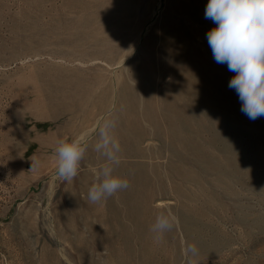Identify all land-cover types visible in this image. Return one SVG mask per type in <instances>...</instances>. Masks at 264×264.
<instances>
[{"label": "rangeland", "instance_id": "obj_1", "mask_svg": "<svg viewBox=\"0 0 264 264\" xmlns=\"http://www.w3.org/2000/svg\"><path fill=\"white\" fill-rule=\"evenodd\" d=\"M151 2L136 0L122 24L112 0H0V264H187L189 243L198 264H264V117L250 120L237 94L223 99L209 85L206 97L181 95L184 117L168 130V93L181 89L169 67L178 60L164 53L165 16L207 57L205 23L171 0ZM143 54L153 65L150 103L135 75L148 66ZM208 70L228 86L221 64ZM110 113L128 145L115 174L140 201L138 221L119 192L88 200L105 163L94 151L97 127ZM78 135L88 151L64 181L56 142ZM169 209L179 222L157 242L151 227Z\"/></svg>", "mask_w": 264, "mask_h": 264}, {"label": "clouds", "instance_id": "obj_2", "mask_svg": "<svg viewBox=\"0 0 264 264\" xmlns=\"http://www.w3.org/2000/svg\"><path fill=\"white\" fill-rule=\"evenodd\" d=\"M204 15L216 25L206 34L215 62L226 64L235 73L228 87L238 95L241 111L253 121L264 117V0H208ZM116 126L117 119L110 113L97 127L94 151L105 163L88 190V200L93 204L129 187L126 178L115 174L122 152ZM56 144V175L71 182L78 175L89 141L85 135H78L58 138ZM38 166L39 161H32L31 169ZM178 222L170 209L160 213L151 227L154 239L160 242ZM184 255L187 264H198L200 252L196 244H186Z\"/></svg>", "mask_w": 264, "mask_h": 264}, {"label": "bare ground", "instance_id": "obj_3", "mask_svg": "<svg viewBox=\"0 0 264 264\" xmlns=\"http://www.w3.org/2000/svg\"><path fill=\"white\" fill-rule=\"evenodd\" d=\"M153 1L154 0H152V2ZM152 2H151V4H152ZM171 2L174 3L176 6H178L179 8H182L183 10H185L188 13V18L191 19V21H196V22L202 21L205 23V27L201 28V32H203V34H204V41H205L204 44H205V47L207 48L208 56L206 57L201 53H194L192 51V47L190 45L189 40H187V39H189V35L182 28L183 26L182 27L180 26V25H182V23L181 22L176 23V20L174 21V19L172 18L171 15L165 16L166 20H167V22H166L167 24L164 26V30H163L164 36L162 37L163 44H164V53L170 54L174 60H178L177 63H174V64L170 63L169 67H170V72H171L172 77H173L172 81H173L174 85H176L178 88L181 89V93H178V94H177V92H175L173 90L168 93L170 103L168 106V112L166 113V116H167L166 120H167V124L169 122V125H168L169 131H173V129L175 127L174 125L176 123V119H175L176 117H178L177 119L184 117V113H185L184 110L185 109L183 108V106L185 107V105H183V101L181 102V95L187 96L188 94H190V92L198 91V94L200 96L206 97L207 96L206 89L210 85L209 89H213V90H215V86H216V93H219L223 99H227L228 97L234 98V96H236V92L233 91L232 89H230L223 82L224 75H218L217 82H214L213 77L209 75V74H211V72L208 69L211 68L213 65H216L217 63L215 62V60L213 58L212 50L209 47L208 42H207V38H206V34H207L208 30L216 26L211 20L205 19L204 14H205V8H206V5L208 3V0H171ZM109 3H110V1H109ZM112 3L117 4V6L121 7V9L123 11V16H121V18L119 19V21L122 24H126L127 20H131L130 14L134 12V9L137 5L136 0H112ZM85 18L86 17H82V18H80V20H88V18L87 19H85ZM141 21L142 20L140 19V22ZM139 27H140L139 22H137V24H135V25H132L133 30H137ZM77 30H79L81 32L84 31V29H82V27L77 28ZM92 31H93V29L91 30V32ZM91 37H93L94 39H96L100 43L102 42L101 41L102 39L98 40V38L96 37V34L92 35ZM98 46L99 47H101V46L105 47L106 48L105 52H107V53L112 52L114 50V47L110 43H108L107 41L104 44L98 45ZM146 57L147 56H145V54H143L141 57V60H144L145 64H146V62L149 61L148 60L149 58H146ZM147 64H148V66L144 67V65H143L142 68H144V69L139 71V73L135 74V75L137 76L140 85H142L144 88L143 93H144L146 99H149V100H147V102L150 103V99H152L151 97L153 96V91H151V88L148 85V82L151 81V77H149L150 76L149 74H150V69H151L150 67L153 65H151L149 62ZM221 65L225 68V71L229 74V76L231 78L235 75V73L230 72L228 70L226 64H221ZM123 84H126V82H124ZM121 94L126 95L127 92L122 90ZM176 98L179 100H176ZM230 105H232V104H230ZM154 106L156 109H155V111L153 110L150 115H152V116L155 115L154 117H156V118H154V121H155V124L157 125L155 127H158L159 126L158 120L160 118L159 117V110L160 109L156 105H154ZM151 107H153V106H151ZM148 110H151V109L148 108ZM124 135H125V133H124ZM122 147L128 148V145H123ZM116 168H118V167L116 166L115 169ZM173 184H175V183H173ZM162 194H163V192H162ZM119 197H120L121 201L124 203L126 209L131 212L132 217L138 221L139 216H140L139 215V210H140L139 199L137 200V198L134 197V195L131 192H129L128 189L119 191ZM110 207L112 209H116V204L113 203V200L110 201Z\"/></svg>", "mask_w": 264, "mask_h": 264}]
</instances>
